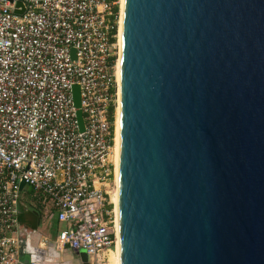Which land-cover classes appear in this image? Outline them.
<instances>
[{
    "label": "water",
    "instance_id": "1",
    "mask_svg": "<svg viewBox=\"0 0 264 264\" xmlns=\"http://www.w3.org/2000/svg\"><path fill=\"white\" fill-rule=\"evenodd\" d=\"M117 230L119 264H264V0H125Z\"/></svg>",
    "mask_w": 264,
    "mask_h": 264
},
{
    "label": "built area",
    "instance_id": "2",
    "mask_svg": "<svg viewBox=\"0 0 264 264\" xmlns=\"http://www.w3.org/2000/svg\"><path fill=\"white\" fill-rule=\"evenodd\" d=\"M119 17L120 0H0V264H51L62 250L109 264L116 251ZM22 182L65 225L54 244L22 246Z\"/></svg>",
    "mask_w": 264,
    "mask_h": 264
},
{
    "label": "rangeland",
    "instance_id": "3",
    "mask_svg": "<svg viewBox=\"0 0 264 264\" xmlns=\"http://www.w3.org/2000/svg\"><path fill=\"white\" fill-rule=\"evenodd\" d=\"M119 58V57H118ZM116 73H117V65H116ZM29 191L28 187H25L24 189V193L22 194V200L20 202V206H19V214H22L23 216L27 215V212L29 213L30 210H35V211H39V209L36 206H32V205H28L26 200L27 197V192ZM22 215H19L20 217H22ZM34 216V215H32ZM34 220V225H33V230H31L34 234V237H36L35 242L39 243H44L46 241V239H48L50 241L51 244H54L56 241V237H57V232L60 230L64 229V225L62 224H57L56 222H49V218L48 217H44V215L41 214V222L39 225H37V219L35 217H32ZM29 222V221H28ZM26 221V223H28ZM35 232V233H34ZM39 239V240H37ZM68 253V251L63 250V255L66 256V254ZM63 256V257H64ZM113 257V256H112ZM61 264H81L80 261H78V259L76 260H68V259H63Z\"/></svg>",
    "mask_w": 264,
    "mask_h": 264
},
{
    "label": "crops",
    "instance_id": "4",
    "mask_svg": "<svg viewBox=\"0 0 264 264\" xmlns=\"http://www.w3.org/2000/svg\"><path fill=\"white\" fill-rule=\"evenodd\" d=\"M27 194L28 195H27L25 201H27L28 205L36 206L39 209V211H36V212L39 213L40 217H41V214L44 215V217H45L46 216L45 212H44L45 210L39 205L38 199L33 196L32 190L30 188H29V191L27 192ZM21 200H22V197H21ZM21 200H20V202H21ZM34 211L35 210H30L29 213L27 212L26 216H23L22 214H19V215H22V217L19 216V221H20V225H21L22 230H23L22 233H21V236H20L21 240L23 241L22 242V246L23 247H25V243L27 242L28 238H30L31 242L32 241L34 243L38 242V241L35 242L36 237L33 236V234H32L33 232L31 231L34 228L33 227L34 220H32L33 219L32 217H35L37 219V215L34 214ZM32 215H34V216H32ZM26 221L27 222L29 221V222L26 223ZM40 222H41V218H40ZM49 222H56L57 224H59L56 221V219H54V220H50L49 219ZM37 223H38V221H37ZM64 227H65V225H64ZM37 240H39V239H37ZM66 251H68L66 256L63 255V250L60 251L59 254L57 255V257L53 260V262L51 264H61L62 260L65 259V258L68 259V260H71V259L72 260H76V259H78V261H80V258L77 256V254L75 252L70 251V250H66Z\"/></svg>",
    "mask_w": 264,
    "mask_h": 264
},
{
    "label": "bare ground",
    "instance_id": "5",
    "mask_svg": "<svg viewBox=\"0 0 264 264\" xmlns=\"http://www.w3.org/2000/svg\"><path fill=\"white\" fill-rule=\"evenodd\" d=\"M125 0H120V17L118 22V45L119 58L117 61V82H118V107L116 111V128H115V163H116V190L112 196V203L114 204V211L117 222V184H118V153H119V118H120V69H121V40H122V20ZM113 256V257H112ZM109 264H119V247H118V230H117V245L116 251L112 252L109 259Z\"/></svg>",
    "mask_w": 264,
    "mask_h": 264
},
{
    "label": "trees",
    "instance_id": "6",
    "mask_svg": "<svg viewBox=\"0 0 264 264\" xmlns=\"http://www.w3.org/2000/svg\"><path fill=\"white\" fill-rule=\"evenodd\" d=\"M114 14L117 16H119V7H115L114 8ZM115 17L113 18V21H115ZM114 35H116L118 32H117V24H116V26H115V29H114V31L112 32ZM115 41V40H114ZM114 109L112 108L111 110H110V119H111V121L113 122L114 121ZM58 233V232H57ZM56 233V234H57Z\"/></svg>",
    "mask_w": 264,
    "mask_h": 264
},
{
    "label": "flooded vegetation",
    "instance_id": "7",
    "mask_svg": "<svg viewBox=\"0 0 264 264\" xmlns=\"http://www.w3.org/2000/svg\"><path fill=\"white\" fill-rule=\"evenodd\" d=\"M34 214H35V215H36V214L38 215V216H37V219H38V220L41 218L38 212L34 211Z\"/></svg>",
    "mask_w": 264,
    "mask_h": 264
}]
</instances>
